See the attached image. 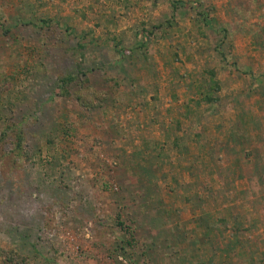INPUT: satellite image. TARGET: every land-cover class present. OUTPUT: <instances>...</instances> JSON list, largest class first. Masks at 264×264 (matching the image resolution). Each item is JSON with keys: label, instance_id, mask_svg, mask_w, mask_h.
Here are the masks:
<instances>
[{"label": "rangeland", "instance_id": "1", "mask_svg": "<svg viewBox=\"0 0 264 264\" xmlns=\"http://www.w3.org/2000/svg\"><path fill=\"white\" fill-rule=\"evenodd\" d=\"M258 83L264 0H0V264H264V211L203 219L151 138L153 110L180 113L168 89L224 136L264 116Z\"/></svg>", "mask_w": 264, "mask_h": 264}, {"label": "crops", "instance_id": "2", "mask_svg": "<svg viewBox=\"0 0 264 264\" xmlns=\"http://www.w3.org/2000/svg\"><path fill=\"white\" fill-rule=\"evenodd\" d=\"M214 80L208 79L209 85H197L194 92L196 94L202 93V95H205L208 93L212 95L213 93L210 89L211 82ZM257 89L259 91H257L254 102L261 106L264 105V93L261 83H258ZM168 91H170L169 96H174L178 101L180 113L174 118L170 117L168 121L163 122L160 119H164V116L160 115L157 110H153L151 113L154 116L156 114L155 118L158 117L159 121L158 131L153 132L151 138L162 142L166 140L167 152L173 151L175 154L173 164L177 172L171 179H177V187L180 188L176 197L177 202H186L188 199L196 201L197 206L198 203L201 206H198L200 208L198 211H204L202 212L203 216H201V213H198V215L203 219L210 217L215 221L217 219L224 220L227 217L225 214L227 210L241 212L240 214L243 217L257 216V214L262 216L264 211V207H262V204H264V162L257 165L255 162L260 158L262 160V157H264V140H260L262 138L260 132H252L250 135L259 134L252 138L250 135L245 136L242 132L233 134L229 129L231 126L239 128V121H245L246 118L251 121L250 127L246 124L244 125L245 128L247 127L248 132H251V128H254V131L260 129L263 125L262 120L264 117L262 115L263 111H261L262 108H260L259 112L255 111L251 115L241 118L235 117L236 119L233 120L234 124L230 123L225 126L227 132L225 131V135L221 136L216 131L213 130L211 132L209 130L211 121L207 120L208 115L204 114L203 118L199 117L197 114L198 110L192 107L196 100L192 90H190V94L185 93L186 90L180 87L178 90L174 87L173 89H168ZM159 103L161 106L163 102L157 97L155 104L158 105ZM147 105L149 106V103ZM184 105H186V108H183ZM220 124L221 122L219 125L217 123L215 127L219 129ZM221 169L223 173L220 174ZM219 177H221L220 180L217 179ZM198 178L203 180V185H206V187L199 189L198 186V191H196L198 195L194 191L192 194L191 188L199 183ZM212 178L229 186L241 185L239 196L234 198V196H230L226 192H212L211 189L213 190L212 185L214 183ZM214 203H217V207L219 206L218 208L216 207V210H214ZM181 208L182 206H179V210ZM186 214L184 213V215ZM233 215L234 212L228 218L234 217ZM259 232L264 234V228L260 229Z\"/></svg>", "mask_w": 264, "mask_h": 264}, {"label": "trees", "instance_id": "3", "mask_svg": "<svg viewBox=\"0 0 264 264\" xmlns=\"http://www.w3.org/2000/svg\"><path fill=\"white\" fill-rule=\"evenodd\" d=\"M172 4H173V8H174V6H176V3L173 2ZM212 73H213V75H214V71H212L211 74H212ZM69 79H70V77H69ZM79 98H81V97L79 96ZM81 105L84 106L85 104L81 103Z\"/></svg>", "mask_w": 264, "mask_h": 264}]
</instances>
